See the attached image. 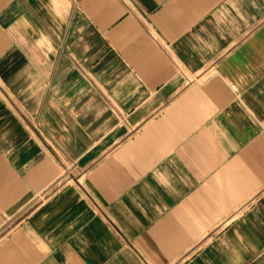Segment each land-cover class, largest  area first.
Returning a JSON list of instances; mask_svg holds the SVG:
<instances>
[{
	"label": "crops",
	"instance_id": "1",
	"mask_svg": "<svg viewBox=\"0 0 264 264\" xmlns=\"http://www.w3.org/2000/svg\"><path fill=\"white\" fill-rule=\"evenodd\" d=\"M0 264H264V0H0Z\"/></svg>",
	"mask_w": 264,
	"mask_h": 264
}]
</instances>
